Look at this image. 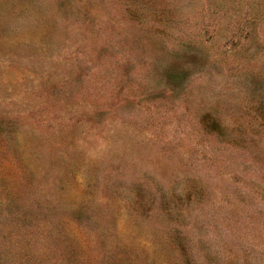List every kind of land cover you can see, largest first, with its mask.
Masks as SVG:
<instances>
[{
    "label": "rangeland",
    "instance_id": "374dc122",
    "mask_svg": "<svg viewBox=\"0 0 264 264\" xmlns=\"http://www.w3.org/2000/svg\"><path fill=\"white\" fill-rule=\"evenodd\" d=\"M0 264H264V0H0Z\"/></svg>",
    "mask_w": 264,
    "mask_h": 264
}]
</instances>
